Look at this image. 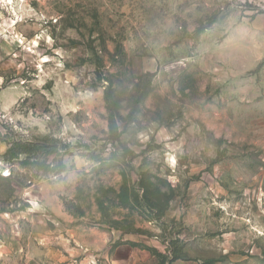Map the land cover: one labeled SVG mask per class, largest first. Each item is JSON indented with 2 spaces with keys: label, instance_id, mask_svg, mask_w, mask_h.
<instances>
[{
  "label": "rangeland",
  "instance_id": "obj_1",
  "mask_svg": "<svg viewBox=\"0 0 264 264\" xmlns=\"http://www.w3.org/2000/svg\"><path fill=\"white\" fill-rule=\"evenodd\" d=\"M0 264H264V0H0Z\"/></svg>",
  "mask_w": 264,
  "mask_h": 264
},
{
  "label": "bare ground",
  "instance_id": "obj_2",
  "mask_svg": "<svg viewBox=\"0 0 264 264\" xmlns=\"http://www.w3.org/2000/svg\"><path fill=\"white\" fill-rule=\"evenodd\" d=\"M10 1V0H9Z\"/></svg>",
  "mask_w": 264,
  "mask_h": 264
},
{
  "label": "trees",
  "instance_id": "obj_3",
  "mask_svg": "<svg viewBox=\"0 0 264 264\" xmlns=\"http://www.w3.org/2000/svg\"><path fill=\"white\" fill-rule=\"evenodd\" d=\"M11 151V150H10Z\"/></svg>",
  "mask_w": 264,
  "mask_h": 264
}]
</instances>
